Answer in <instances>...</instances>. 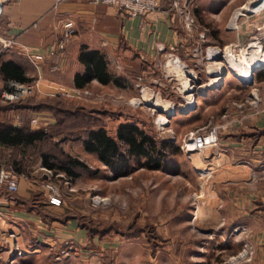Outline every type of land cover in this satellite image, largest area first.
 Returning a JSON list of instances; mask_svg holds the SVG:
<instances>
[{"label": "crops", "instance_id": "obj_1", "mask_svg": "<svg viewBox=\"0 0 264 264\" xmlns=\"http://www.w3.org/2000/svg\"><path fill=\"white\" fill-rule=\"evenodd\" d=\"M243 1L189 0L188 7L196 26L188 33L181 21L168 10L171 0H161L156 11L134 17L126 16L116 6L97 4L93 0H0V37L12 38L16 42L15 46L0 50V92L6 80H37L36 93L24 99H43L62 95L61 92L71 93L74 89L109 85L92 79L82 88L74 86V75L84 70L79 61L83 47L99 51L110 72V64L120 58L129 62L126 64L129 71H135L132 64L138 65L143 81L147 82L153 78L154 65L165 59V53L178 56L195 75L200 76V71H204L207 88L199 96L206 109L213 111L209 124L217 126L219 146L205 162L198 157L192 158L197 167L200 165L197 170L210 164L214 171L210 196L215 199L219 215L217 229L227 235L236 252L244 241L253 245L252 260L240 264H264V93L254 100H246L243 95L234 94L240 92V88L226 87L227 73L219 80L220 84L213 86L209 78L212 74L198 66L201 60H206L201 51L204 45L232 46L229 43H234L237 38L243 43L261 35L259 32V35L254 34L253 30L257 31L262 18L243 21L237 33L228 27L229 12ZM66 20L73 23L74 34L61 50L56 44L62 22ZM199 33L204 34L203 41L199 39ZM157 43L164 47L163 52L157 50ZM21 45L44 56L38 67L22 54ZM196 47L201 48L197 56L193 55ZM6 71L14 75L9 77L4 74ZM255 80L264 84V74L258 73ZM203 81L200 78V82ZM221 98L226 100L224 106L215 110ZM0 102L3 103L1 98ZM238 104L243 105L238 107ZM32 117L38 120V127L30 124ZM0 118L9 119L14 125L29 120L31 129L54 122L50 112L24 108L6 110ZM61 146L66 151L63 143ZM8 166L0 159V170L12 169L17 175L18 187L9 192L0 186V264H16L18 261L50 264L46 255L52 256L53 262L66 263V257L55 259L64 248L63 241L71 239L80 243L86 237L85 229L79 227L75 219L49 220L40 213L44 209L61 212L62 207L66 208V202L61 196L60 205H48L43 188L47 176L40 169L43 165L38 156L25 158L19 171ZM52 179L59 182L58 177ZM235 228L237 231L233 232ZM242 228L245 233L238 231ZM14 243L20 248L30 247L23 258L15 256Z\"/></svg>", "mask_w": 264, "mask_h": 264}, {"label": "rangeland", "instance_id": "obj_2", "mask_svg": "<svg viewBox=\"0 0 264 264\" xmlns=\"http://www.w3.org/2000/svg\"><path fill=\"white\" fill-rule=\"evenodd\" d=\"M245 1L235 6L227 17L230 18L234 9ZM253 32L262 34L259 29ZM249 41L241 42L244 46L240 51H234L229 46L230 50L227 47L216 58L201 60L198 66L207 72L225 68L228 70L226 87L240 88L241 91L235 95L254 100L264 93V84L255 80L258 73L264 74V64L255 69L251 84L240 83L238 71L234 68L235 60L242 64L246 56L251 57L255 50L260 49L264 56V47L258 43H250L246 48L245 44ZM229 57L233 63H228ZM126 64L129 62L125 58L110 64L112 74L120 79V85L89 86L91 98L66 97V103L82 104L93 110L91 117H101L111 135L115 134L119 123L133 121L147 133L169 140L178 147L190 132L202 126H213L209 124L213 111L206 109L199 94L194 98L193 108L185 114L178 112L182 105H187L190 93L186 91L189 86L198 92L206 90L208 79L204 71H200V76L195 75L189 66L178 68L163 59L152 68L153 78L148 82L142 80L145 89L140 91L135 77H143V73L135 64H132L135 71L127 70L129 67L126 68ZM211 66L214 67L210 69ZM184 70H190L191 75H185ZM214 73L216 75L209 78L216 86L220 84V76ZM200 78L204 80L202 83ZM152 97L175 108V114L167 119L168 123L161 124V116L167 115L159 110ZM225 101L221 98L215 110H220ZM99 110H104L105 114L96 113ZM55 138L63 143L66 152L83 160L91 170H79L76 178L66 175V185L58 177L56 184L60 183L58 186L66 207L78 217L82 216L80 222L82 220L89 230H97L92 238L86 232L85 239L80 243L72 241L75 250L66 255L64 264H229L230 256L238 252L227 235L216 227L219 215L215 199L210 196L214 171L211 168V175L201 178L197 170L200 165L197 167L194 161L198 157L205 162L217 148L193 154L194 160L187 159L180 147L175 151L169 148L160 169H148L144 167L145 161L138 159L133 160L127 174L116 175L94 154L83 150L80 137L66 133V138L64 134ZM27 239L31 241L28 236ZM28 249L29 246L22 247V255L27 254ZM22 255L15 256L21 259L25 256ZM46 256L50 264H58L53 262L52 256ZM18 262L16 264H24V261Z\"/></svg>", "mask_w": 264, "mask_h": 264}, {"label": "trees", "instance_id": "obj_3", "mask_svg": "<svg viewBox=\"0 0 264 264\" xmlns=\"http://www.w3.org/2000/svg\"><path fill=\"white\" fill-rule=\"evenodd\" d=\"M79 61L84 65V70L74 75L76 88L84 87L92 79L102 85H120L119 77L108 70L104 56L99 51L83 47ZM4 74L9 77L14 75L11 71ZM66 97L68 96L54 95L43 99L28 98L0 102V114L9 109L24 108L50 112L54 116L52 124L37 129L30 128L29 120L14 125L9 119L0 118V147L4 148V150L0 148V159L9 165L8 167L19 171L25 158L38 156L42 165L54 173L76 178L79 176V170L90 172V168L83 160L66 152L61 143L55 140V137L61 134L66 138V133L80 137L83 150L94 154L116 175L127 174L132 168L133 160L138 159H143L144 167L148 169H160L169 153L167 150L169 148H173V151L179 150V147L174 146L169 140L154 137L133 121L119 123L115 134L111 135L101 117L97 119L91 117L93 110L82 104L66 103ZM96 113L105 114L104 110ZM48 205L58 206L49 202ZM62 208L61 212L44 209L40 213L49 220L75 219L78 226L88 232L90 238L97 234V230H89L82 220L80 222L82 216L78 217L67 207Z\"/></svg>", "mask_w": 264, "mask_h": 264}, {"label": "built area", "instance_id": "obj_4", "mask_svg": "<svg viewBox=\"0 0 264 264\" xmlns=\"http://www.w3.org/2000/svg\"><path fill=\"white\" fill-rule=\"evenodd\" d=\"M161 0H93L94 3L97 4H105L118 7L126 16L134 17V16H145L149 13L156 11L160 6ZM189 0H171L168 10L181 21L183 28L191 33L196 26L195 18L189 10L188 7ZM253 17H262L261 24L257 27V29L262 31V34L247 42L245 47L247 48L250 43H258L264 47V0H246L242 5L238 6L232 12L229 21L228 27L238 32L240 24ZM240 18H243L240 20ZM61 35L57 41L58 49H63L66 42L72 37L74 34L73 23L69 20L62 22L61 25ZM198 37L201 41L204 40L205 36L203 33H199ZM232 45L233 50L235 51L244 46L238 38L234 43H229ZM228 44V45H229ZM16 42L12 38H2L0 37V50L4 48H9L15 46ZM227 45V44H226ZM226 45H204L201 48L196 47L193 50V55L197 56L200 53V50L203 52V56L206 60H211L210 56L213 54H217L219 51H222ZM221 47V48H219ZM22 54L26 56V58L35 66L38 67L39 63L43 61L44 56L41 53L35 52L32 48L27 46H19ZM156 48L158 51L163 52L164 47L159 43L156 44ZM165 60L167 63L170 61L171 64L175 65L178 68L187 67L180 58L172 53L164 54ZM214 66H211L212 69ZM212 76L216 74L214 72H210ZM143 78L138 77L137 87L140 88V91L144 90L145 87L142 83ZM37 80H31L26 82H19L15 80H6L4 82L3 88L0 92V98L3 101H14L24 99L30 96H33L37 91ZM63 96H68L76 99L81 98H91V92L89 89H74L71 93L61 92ZM186 101V100H185ZM243 104H238V107ZM15 120H18V116H15ZM30 124L38 127L39 122L35 117L30 119ZM219 146V135L217 131V126L211 127H201L195 130L194 132H190L185 140L179 145L181 151L185 154L186 158L192 160V156L195 153L201 154L207 148H218ZM206 168L199 170V175L201 178L209 177L211 175V167L206 165ZM40 169L46 174L47 179L43 183V188L47 194V200L49 203L53 205H60L61 193L59 186L56 182L53 181V177H61L63 179V183L66 185V177L61 173H54L51 169L41 166ZM0 186L6 188L9 192H14L18 187V178L17 175L12 171V169H2L0 170ZM233 232L237 231V228L232 230ZM239 232L245 233V229L238 230ZM12 235V234H11ZM15 239V238H14ZM72 240L66 239L63 241L64 248L59 251L58 257H66L69 256L70 253L74 252V248L72 245ZM14 251L15 255H22L23 251L21 248L14 243ZM254 253V248L251 242L244 241L241 249L235 254L230 256L229 264H240L244 262H250L252 260V256ZM56 257V260L58 259Z\"/></svg>", "mask_w": 264, "mask_h": 264}, {"label": "bare ground", "instance_id": "obj_5", "mask_svg": "<svg viewBox=\"0 0 264 264\" xmlns=\"http://www.w3.org/2000/svg\"><path fill=\"white\" fill-rule=\"evenodd\" d=\"M227 47L229 48V50L231 49V47L225 46L222 51H225L227 49ZM222 51H219L217 54L211 55L210 56V59L216 58L219 54L222 53ZM227 61H228V63H233L234 62L230 57L227 58ZM242 64L241 63H238L235 60V62H234V68L238 71V76L239 77L247 80L251 76V69L253 67L264 64V56H263L262 51L260 49H258L257 51L255 50L253 52V54L251 55V57L249 56V58H247V56H246V59H245V61ZM222 70H223V68L222 69L219 68V69L214 70V72H217V75H220V73L222 72ZM184 73H185V75L190 76L191 74H189V73H192V72H190V70H184ZM201 87H199V88H201ZM193 91H195V88L192 87V86H189L188 89H187V91H186V92H189L190 93V97H188V100H187V105H182V107L179 110H182L183 111V110H186L188 108L193 107V103H194V98L192 96V92ZM151 99L154 101V104L158 108H160L161 111H164L166 113V115L167 114H170L172 111H175V108H173L169 104H167V103H163L162 104V102L157 101V99L155 100L153 97ZM161 118H162V122L160 121L161 124L168 123L167 117L161 116Z\"/></svg>", "mask_w": 264, "mask_h": 264}, {"label": "water", "instance_id": "obj_6", "mask_svg": "<svg viewBox=\"0 0 264 264\" xmlns=\"http://www.w3.org/2000/svg\"><path fill=\"white\" fill-rule=\"evenodd\" d=\"M260 67H262V65H259V66H255V67H253L252 69H251V76H250V78L249 79H243V78H241V77H239V76H237V78H238V80L241 82V83H246V84H251L252 82H253V73H254V71H255V69L256 68H260ZM228 72V70H226L225 68L222 70V72L220 73V79H222L225 75H226V73ZM196 91V90H195ZM193 91V93H192V96H193V98H196V96L199 94H201L202 92H198V91ZM154 105V104H153ZM193 107H194V105H193ZM193 107H191V108H193ZM191 108H188V109H186V110H178V112H180V113H187ZM159 110H160V108H159ZM161 111V110H160ZM175 114V111H172L170 114H167V119H169L172 115H174Z\"/></svg>", "mask_w": 264, "mask_h": 264}]
</instances>
